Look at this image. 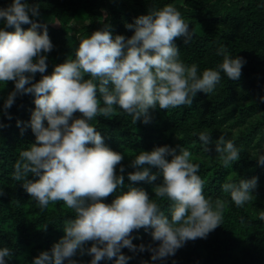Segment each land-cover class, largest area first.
I'll use <instances>...</instances> for the list:
<instances>
[{"label": "clouds", "instance_id": "obj_1", "mask_svg": "<svg viewBox=\"0 0 264 264\" xmlns=\"http://www.w3.org/2000/svg\"><path fill=\"white\" fill-rule=\"evenodd\" d=\"M30 16L38 17L39 8L30 6L27 0H11L0 8V84L14 83L0 112L11 120L8 110L18 96L32 95L35 105L30 121H17L21 134L31 129L35 143L19 153L13 178L21 182L41 210L62 201L75 212L74 218L64 222L63 238L50 251L41 252L32 264H77L72 258L78 253L90 256V264L113 257L115 264H128L131 257L123 255L122 249L146 250L143 244L137 248L132 243L130 234L140 228L153 229L151 238L159 242L156 248L147 249L152 261L174 256L188 241L206 239L221 225L225 203L217 199L213 204L203 195L200 164L192 162V153L182 147L177 154L176 148L163 146L151 152L140 151L131 159L129 167L135 171L127 175L130 182L151 184L163 178L153 192L156 198L172 202L167 214L145 190L131 186L106 204L102 199L124 185L125 168H119L120 175L116 171L124 157L105 145L90 121L97 116L112 117L116 105L133 124L138 120L147 124L150 109L191 105L198 92L213 93L221 72L228 79L239 80L246 61L238 56L231 58L221 46L216 54L223 57V62L198 76L197 65L182 63L173 43L178 37L190 43L189 24L168 4L160 10L149 8L147 15L126 24V29L133 32L130 38H113L105 25L80 41L74 59H67L50 75H44L48 67L46 54L54 45L47 26ZM29 24L28 30L22 29L21 25ZM9 28L14 31H7ZM37 73L41 79L34 83ZM77 112L82 115L74 116ZM4 127L0 123V128ZM210 137L205 132L198 136L205 152ZM215 150L225 168L240 159V149L224 136L216 141ZM256 162L264 166V154ZM153 167L156 173L151 172ZM256 184L255 177L241 178L238 184L222 183L221 189L235 206L243 207L253 198ZM259 219L264 221V214ZM89 241L92 246L85 248ZM11 255L8 247L0 248V264H6Z\"/></svg>", "mask_w": 264, "mask_h": 264}, {"label": "trees", "instance_id": "obj_2", "mask_svg": "<svg viewBox=\"0 0 264 264\" xmlns=\"http://www.w3.org/2000/svg\"><path fill=\"white\" fill-rule=\"evenodd\" d=\"M30 6L39 8V16L30 19L47 26L49 38L54 45L47 53V70L50 75L54 67L67 59H74V53L82 39L101 30L105 25L113 38L133 35L125 25L140 15H147L148 9H162L173 5L185 23L189 24L192 39L184 43V37L175 38L179 60L187 66L196 64L198 76L206 69L215 70L223 62L217 50L224 46L231 58H243L244 64L239 80L233 81L221 72V80L213 93L198 92L191 105H182L167 110L150 109L151 120L145 124L138 120L132 123L130 116L118 106L110 118L97 116L90 121L111 150L123 155L117 174L123 166L124 185L113 194L103 198L110 204L117 195L125 193L129 187L145 190L165 214L172 202L155 197L153 189L162 184L163 178L149 184L130 182L129 167L140 151L151 152L157 147H184L192 153L193 163L200 164L198 175L204 181L203 195L213 204L217 199L225 203L223 221L208 234L206 239L188 241L176 251L174 256L152 261L148 247L156 248L159 242L151 238L150 227L133 230L132 243L137 248L143 244L144 252L122 249V254L131 257L128 264H264V166L256 162L264 154V0H27ZM11 0H0V8ZM77 23H81L79 27ZM77 26V27H76ZM0 27H3L0 24ZM28 30L31 25H21ZM9 32L14 29H6ZM38 32L41 29H37ZM87 78V77H86ZM41 79L37 73L34 83ZM98 83V82H97ZM27 87V85H26ZM14 90V83L0 84V109L3 99ZM99 98V94H98ZM32 95L18 96L8 110L7 119L0 112V248L8 247L12 255L6 264H32V260L51 247L65 235L64 222L72 219L75 212L62 201L50 204L41 210L36 202L23 190L21 182L13 178L14 165L20 159L19 153L28 150L35 143L30 128L21 134L17 121H30L35 109ZM102 106V105H101ZM74 113V116H80ZM23 127V124L21 125ZM201 132L209 134L210 143L205 152L198 140ZM220 136L231 140L240 149V159L231 167L222 166L215 150ZM91 146V145H88ZM170 161L171 157H167ZM144 167H149L144 165ZM156 168H151L156 173ZM257 178L252 190L253 198L243 207H237L230 195L224 193L221 184L239 183L240 179ZM28 179H34L29 176ZM91 241L85 248L92 246ZM72 259L77 264H90L91 257L79 253ZM116 258H105L98 264H115ZM67 264V261H65Z\"/></svg>", "mask_w": 264, "mask_h": 264}, {"label": "rangeland", "instance_id": "obj_3", "mask_svg": "<svg viewBox=\"0 0 264 264\" xmlns=\"http://www.w3.org/2000/svg\"><path fill=\"white\" fill-rule=\"evenodd\" d=\"M77 25H79V27H81L82 26V24L81 23H77ZM77 27V26H76Z\"/></svg>", "mask_w": 264, "mask_h": 264}]
</instances>
